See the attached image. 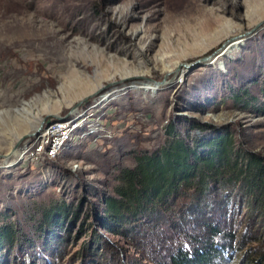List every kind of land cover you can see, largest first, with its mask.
I'll list each match as a JSON object with an SVG mask.
<instances>
[{
	"label": "rangeland",
	"instance_id": "374dc122",
	"mask_svg": "<svg viewBox=\"0 0 264 264\" xmlns=\"http://www.w3.org/2000/svg\"><path fill=\"white\" fill-rule=\"evenodd\" d=\"M131 70L145 75L120 77ZM101 95L115 98L96 108L101 134L76 139L55 161L13 164L34 128ZM225 134L238 162L244 151L264 156V0H0V228L14 234L0 264H158L174 244L168 222L137 232V219L115 233L104 198L139 156L176 140L206 154L200 144ZM206 181L202 199H222L216 179ZM178 190L169 199L196 197ZM228 194L223 220L250 240L226 261L246 264L262 228L248 221L242 188ZM52 208L54 227L44 216Z\"/></svg>",
	"mask_w": 264,
	"mask_h": 264
},
{
	"label": "trees",
	"instance_id": "16d2710c",
	"mask_svg": "<svg viewBox=\"0 0 264 264\" xmlns=\"http://www.w3.org/2000/svg\"><path fill=\"white\" fill-rule=\"evenodd\" d=\"M230 143L228 134L217 136L200 144L198 149L207 151L200 155L176 140L159 154L139 156L133 167L120 169L115 196L104 198V221L112 223L115 233L118 226H130L137 219V232L143 225L163 230L160 224L168 222L172 230L167 238H172L174 244L158 264H227L226 258H232L250 240L236 232L229 218L223 220L229 217V203L224 204L223 200L229 196V189L238 184L246 196L248 221L262 228L261 250L252 254L246 264H264V156L244 151L238 162L230 155ZM208 177L218 182L222 199H202L209 189ZM179 188H193L196 197L181 204L169 199ZM210 208L218 210L216 219L206 216ZM60 209L64 211L63 206ZM54 213L52 208L44 215L46 223L53 227L59 219ZM141 214L148 215L146 221H139ZM8 234L12 240L13 232L0 228V245L9 242Z\"/></svg>",
	"mask_w": 264,
	"mask_h": 264
},
{
	"label": "built area",
	"instance_id": "2783aa9c",
	"mask_svg": "<svg viewBox=\"0 0 264 264\" xmlns=\"http://www.w3.org/2000/svg\"><path fill=\"white\" fill-rule=\"evenodd\" d=\"M112 91V90H110ZM109 95L110 92H107ZM105 96V95H104ZM99 96L82 112H72L70 116L51 120L40 125L37 133L30 134L20 143L18 155L14 156V163L51 162L63 156L64 151L77 139L89 137L88 134H101L103 124L97 119L96 108L111 103L115 98ZM113 97V96H112ZM100 104V105H99ZM97 136V135H96ZM77 165H75L76 167Z\"/></svg>",
	"mask_w": 264,
	"mask_h": 264
},
{
	"label": "bare ground",
	"instance_id": "6f19581e",
	"mask_svg": "<svg viewBox=\"0 0 264 264\" xmlns=\"http://www.w3.org/2000/svg\"><path fill=\"white\" fill-rule=\"evenodd\" d=\"M231 23V21L230 20H226L225 21V23L224 24H226L227 25V30H228V28H230V24ZM224 33V32H223ZM226 34H225V36H224V38H226V37H228L231 33H232V29H229L228 30V32H225ZM210 44V43H209ZM214 44H216V43H212L211 45H209V46H212V45H214ZM208 46V47H209ZM204 50H206V48L204 49ZM177 63H180V64H182L183 63V61H178V62H173L172 64H169L168 66H166L165 68V72L167 73V74H169V73H174V71H175V69H176V64ZM145 72H140V71H133V70H131V71H124V72H122L121 74H120V77L121 78H128V77H132V76H137V75H145L144 74ZM112 77H114V76H112ZM99 87V85L97 86V88ZM93 88H95V87H93ZM92 88V89H93ZM133 89H140V86H134L133 87ZM94 90V89H93ZM56 109H59V107H56ZM18 111V110H17ZM40 118H41V116H39L38 118H36V122L37 121H39L38 122V125H40L39 123H40ZM27 122H30V121H28L27 120ZM40 129V126H37L36 128H34L31 132H33V133H37L36 131H38ZM32 133V134H33ZM24 136V135H23ZM20 137H22L21 136V134H18V135H15V140H14V143L17 141V140H19V138ZM13 142V141H12ZM16 150H17V148H15L14 149V147L10 150V152H9V154H14L15 152H16ZM18 152V151H17ZM10 156V155H9Z\"/></svg>",
	"mask_w": 264,
	"mask_h": 264
},
{
	"label": "water",
	"instance_id": "95a60500",
	"mask_svg": "<svg viewBox=\"0 0 264 264\" xmlns=\"http://www.w3.org/2000/svg\"><path fill=\"white\" fill-rule=\"evenodd\" d=\"M206 59H207V57H204L203 59H200V60L195 61L194 64H195V65H199L200 63L202 64V61H205ZM201 64H200V65H201ZM84 98H86V97H84ZM84 98H83V99H84ZM24 137H25V136H24ZM21 139H22V138H21ZM21 139H20V140H21ZM20 140H18L16 146L18 145V143H19Z\"/></svg>",
	"mask_w": 264,
	"mask_h": 264
}]
</instances>
